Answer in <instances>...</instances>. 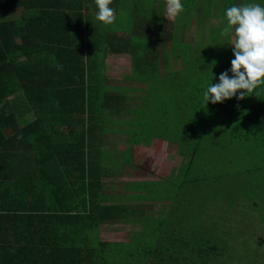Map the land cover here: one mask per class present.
<instances>
[{
	"label": "trees",
	"instance_id": "16d2710c",
	"mask_svg": "<svg viewBox=\"0 0 264 264\" xmlns=\"http://www.w3.org/2000/svg\"><path fill=\"white\" fill-rule=\"evenodd\" d=\"M239 2L221 0L194 41L186 31L212 21V0H182L171 20L165 0H112L110 24L92 0H0V264H264V85L217 104L201 94L229 68L219 29ZM110 54H127L125 79L143 87L109 85ZM144 111L161 132L135 139H166L186 164L129 185L135 204H120L103 185L110 151L133 163L138 141L121 149L106 134L134 133ZM112 225L141 231L102 240Z\"/></svg>",
	"mask_w": 264,
	"mask_h": 264
},
{
	"label": "clouds",
	"instance_id": "9594fccd",
	"mask_svg": "<svg viewBox=\"0 0 264 264\" xmlns=\"http://www.w3.org/2000/svg\"><path fill=\"white\" fill-rule=\"evenodd\" d=\"M92 2L97 21L102 24L114 21L112 0ZM182 10V0H165L169 19L175 18ZM219 34L230 41L232 59L229 68L216 77L217 82L212 83L211 79L202 89L204 105L222 103L233 96L239 100L252 94L258 85H264V0H243L225 7Z\"/></svg>",
	"mask_w": 264,
	"mask_h": 264
},
{
	"label": "rangeland",
	"instance_id": "374dc122",
	"mask_svg": "<svg viewBox=\"0 0 264 264\" xmlns=\"http://www.w3.org/2000/svg\"><path fill=\"white\" fill-rule=\"evenodd\" d=\"M221 0H212L213 7L211 8V12L209 11V7L204 4L203 13L209 16L210 20L214 19L211 16H216L218 14V9L220 6ZM241 1V0H239ZM243 1V0H242ZM256 2H259V0H256ZM240 3V2H239ZM212 13V15H211ZM165 18L166 20H171L167 17L166 11H165ZM218 20H212L209 21V23L205 24V26L199 25L198 23H195V25L191 28H189L186 31V37L192 38L194 41H199L202 36H205V38H209L210 36V29L217 25ZM220 23V22H219ZM215 28V27H214ZM105 71L107 74V83L109 85H117V86H127V87H143L144 84H141L139 82H131L125 79L126 76H130L132 74L131 64H130V58L127 54H110L106 56L105 59ZM129 108H135L138 106L137 102H128L126 103ZM146 112L144 111L141 115V117H137L136 119L139 124L135 125V132L132 134H129L128 132L118 133V132H111L109 131L108 134H106V137L108 138V142L111 144H116L117 142L120 143L119 146H121V149L124 148L126 145L125 138L129 135H131V141H138L134 144H131L133 147V155L135 162L132 163L129 168L130 170H133V176H139L141 177L140 180L145 181H161L164 177H167L169 174L175 172L176 168L178 166H182L186 164V161H183L180 156L177 155V147L176 145L173 146L172 144L168 143L166 139H162V141H158V138L154 136L151 139V142L149 146L145 144V142H142V139H135L136 136H147L149 133H153L155 135L156 131H160V126H158L157 123H155L154 119L151 117H146ZM139 120L145 121V125H142ZM137 126V129H136ZM107 127L114 128H125L128 129L129 125H124L120 127V124H110L107 125ZM140 132V134H137V132ZM115 134V135H114ZM144 138V137H143ZM117 146V148L119 147ZM107 148H112L111 145H107ZM112 153L115 152V161L117 163L120 162V165L123 163L122 160L127 159V152L124 154L123 157L116 156V151H110ZM170 156H175L176 159L170 160ZM129 159V157H128ZM183 163V164H182ZM106 191L111 192L112 185L107 183L104 184ZM163 192L165 193V189L161 186ZM120 191V190H119ZM141 231V228L139 227H133V226H104L101 231V239L105 241H114V242H120V241H126V239L130 237H134ZM235 243H244V239L242 240H236ZM246 245V244H245ZM244 247V244L240 246H236V248H240L241 250L245 251V249H242ZM247 249L249 245H246ZM237 253H234L230 255L231 258H236ZM246 255V254H245ZM242 257V254H241ZM234 260V259H232ZM232 260H230L232 262ZM234 264V261H233Z\"/></svg>",
	"mask_w": 264,
	"mask_h": 264
},
{
	"label": "crops",
	"instance_id": "0c3cea01",
	"mask_svg": "<svg viewBox=\"0 0 264 264\" xmlns=\"http://www.w3.org/2000/svg\"><path fill=\"white\" fill-rule=\"evenodd\" d=\"M146 145L149 146V144H146ZM173 146H175V144H173ZM172 159H176V157L175 156H170V160H172ZM133 162H135V159L133 160ZM131 163H124V164H121V165H119L120 163H118V166H116L113 169V172H111V174L109 176H105L103 178L104 184L107 185V183H109L113 187L111 192H108V191H106L105 186H104L105 192L108 193L109 195H111L112 198H117L118 203H120V204L128 203V205H130V206L134 205L135 202L129 201V199H127V196H125V194L128 193V191H127L128 188L127 187L129 185L136 184V186L137 185L140 186V185H144V184H148V183H152V182H158V181L140 180L141 177L133 176V170L129 169V168H131L130 167L132 165ZM153 206L157 207L158 205L155 204ZM130 217H133V215L130 214ZM134 224H136V222H134ZM132 226L141 228L138 225H132ZM124 227H127V226H124ZM102 228H104V227H102ZM109 242H114V241H109Z\"/></svg>",
	"mask_w": 264,
	"mask_h": 264
}]
</instances>
